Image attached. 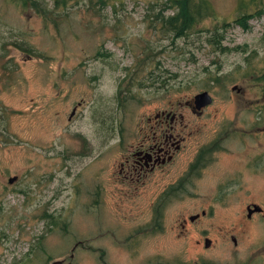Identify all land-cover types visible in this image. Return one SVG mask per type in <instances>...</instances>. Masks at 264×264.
Here are the masks:
<instances>
[{
  "label": "rangeland",
  "instance_id": "obj_1",
  "mask_svg": "<svg viewBox=\"0 0 264 264\" xmlns=\"http://www.w3.org/2000/svg\"><path fill=\"white\" fill-rule=\"evenodd\" d=\"M62 1L0 0V264H264V0H206L179 37L177 0ZM162 111L180 149L129 182Z\"/></svg>",
  "mask_w": 264,
  "mask_h": 264
},
{
  "label": "flooded vegetation",
  "instance_id": "obj_2",
  "mask_svg": "<svg viewBox=\"0 0 264 264\" xmlns=\"http://www.w3.org/2000/svg\"><path fill=\"white\" fill-rule=\"evenodd\" d=\"M190 105L193 111H197L195 110L193 102L190 103ZM72 113H74V109ZM197 114H201V112L197 111ZM180 118H182V116H180ZM151 120L152 118H147L148 123H150ZM180 122H182V120H180ZM152 123V125H148V130H140L139 134L141 136H136L134 141L125 144L126 152L125 154L123 153L121 157L122 160L119 162V173H121L129 182L144 181L145 178L149 176V174L153 173L156 169L163 168L165 165L171 163L176 151L180 149V144L183 140V137H181L177 131L178 122L174 113L171 111H162L157 113L155 114ZM119 138V143L123 145L126 140L122 138L121 135ZM218 148L219 147L212 145L210 148L202 149L204 151V153H202V157L204 158L206 166L210 163L213 151L217 150ZM191 164H193V162L189 164L188 169L190 168ZM190 184L191 182L185 185V188L181 190L180 195L188 192L187 186ZM170 191L171 187L162 194V196L165 194L163 196V200H166L168 197H170ZM250 209L252 208L247 207L248 217H250L253 213L252 212L250 215L248 214ZM202 214H204V212H202ZM194 216L196 217L197 215ZM191 217L193 216H190L189 219L192 221L193 219H191ZM206 239L208 238L204 239V246Z\"/></svg>",
  "mask_w": 264,
  "mask_h": 264
},
{
  "label": "trees",
  "instance_id": "obj_3",
  "mask_svg": "<svg viewBox=\"0 0 264 264\" xmlns=\"http://www.w3.org/2000/svg\"><path fill=\"white\" fill-rule=\"evenodd\" d=\"M65 2V0L62 1L63 4H65ZM175 5L176 12L164 18L163 24L168 30L174 31L177 37L184 35L193 21L203 16L210 9V5L206 0H177L175 1ZM202 153H204V151L201 149L187 173H185L175 185L171 186L170 196L178 197L181 190L185 188V185L196 178L201 169L206 166Z\"/></svg>",
  "mask_w": 264,
  "mask_h": 264
},
{
  "label": "water",
  "instance_id": "obj_4",
  "mask_svg": "<svg viewBox=\"0 0 264 264\" xmlns=\"http://www.w3.org/2000/svg\"><path fill=\"white\" fill-rule=\"evenodd\" d=\"M232 89L233 90L236 89V86L232 87ZM211 101H212V98L208 94L207 91L197 93L193 97V103H194L195 110H200L202 107H205L208 104H210ZM259 211H261V208L257 205H253L252 209H250L248 211V214L250 215L252 212H259ZM191 219H194V216L191 217ZM209 244H210V241L208 239H206L205 240V247H208ZM52 264H63V262L60 260H57V261H53Z\"/></svg>",
  "mask_w": 264,
  "mask_h": 264
}]
</instances>
